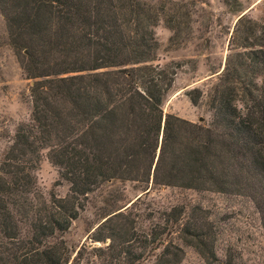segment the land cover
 I'll return each instance as SVG.
<instances>
[{
	"label": "trees",
	"instance_id": "trees-1",
	"mask_svg": "<svg viewBox=\"0 0 264 264\" xmlns=\"http://www.w3.org/2000/svg\"><path fill=\"white\" fill-rule=\"evenodd\" d=\"M0 12L33 82L31 119L18 124L0 161V264H80L82 249L71 258L62 239L48 240L69 229L88 194L114 180L244 196L264 232V21L242 12L235 22L223 67L212 71L211 121L203 125L164 112L178 66L150 63L160 19L151 4L0 0ZM186 17L165 20L172 42L191 31ZM202 96L198 88L187 92L194 106ZM44 151L69 186L65 197L51 192L46 200L39 191ZM182 212L174 207L167 221ZM184 229L203 235L195 221ZM127 233L112 228L108 247L139 259L120 244ZM182 253L165 244L153 264H180Z\"/></svg>",
	"mask_w": 264,
	"mask_h": 264
},
{
	"label": "rangeland",
	"instance_id": "rangeland-1",
	"mask_svg": "<svg viewBox=\"0 0 264 264\" xmlns=\"http://www.w3.org/2000/svg\"><path fill=\"white\" fill-rule=\"evenodd\" d=\"M142 1L159 12L164 8L154 27L158 50L150 63L160 67L170 63L178 66L164 100V112L208 125L211 121L208 91L217 77L212 71L222 69L230 32L242 12L249 9L247 17L264 21V0L257 3V0H237L238 4L230 1L229 5L224 0ZM186 14L191 31L183 30L172 42L174 32L166 27L165 20L175 16L185 21ZM32 83L10 46L6 22L0 12V161L18 124L31 119ZM193 88L203 92L197 106L187 97V92ZM35 176L46 200L51 192L65 197L69 191L68 184L46 158L45 151ZM146 187L134 181L114 180L103 184L88 194L84 210L69 229L48 241L62 239L71 258L82 249L80 264H153L165 244L182 249L180 264H264V232L259 215L248 198L151 183L148 190ZM177 206L183 208L182 215L175 223L171 219L167 221V214ZM113 214L117 215L108 219ZM194 221L203 234L200 238L184 229ZM120 227L128 232L120 244L124 243V247L141 256L139 259L117 254L108 247L112 228ZM156 231L164 232L159 241L153 240ZM200 240H204L203 243Z\"/></svg>",
	"mask_w": 264,
	"mask_h": 264
},
{
	"label": "crops",
	"instance_id": "crops-1",
	"mask_svg": "<svg viewBox=\"0 0 264 264\" xmlns=\"http://www.w3.org/2000/svg\"><path fill=\"white\" fill-rule=\"evenodd\" d=\"M257 2H259V0H257L255 3H257ZM248 11H249V9H246L243 13H248Z\"/></svg>",
	"mask_w": 264,
	"mask_h": 264
},
{
	"label": "water",
	"instance_id": "water-1",
	"mask_svg": "<svg viewBox=\"0 0 264 264\" xmlns=\"http://www.w3.org/2000/svg\"><path fill=\"white\" fill-rule=\"evenodd\" d=\"M242 15V14H241Z\"/></svg>",
	"mask_w": 264,
	"mask_h": 264
}]
</instances>
